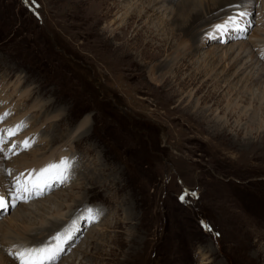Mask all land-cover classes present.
<instances>
[{
    "label": "rangeland",
    "instance_id": "1",
    "mask_svg": "<svg viewBox=\"0 0 264 264\" xmlns=\"http://www.w3.org/2000/svg\"><path fill=\"white\" fill-rule=\"evenodd\" d=\"M146 1L120 0L118 12L116 0H0V94L16 109L3 112L11 115L0 128L31 125L23 129L29 136L20 131L4 147L40 141L5 156V168L16 177V165L31 163L23 159H46L58 148L56 160L74 165L67 183L28 202L52 197L42 212L30 207L25 223L62 218L77 201V217L88 205L100 210L92 224L79 223L76 242L69 249L67 240L69 251L54 264H264V40H251L256 32L264 39V8L255 5L239 38H210L212 23L200 41L172 38L168 23L182 0L152 4L155 15L116 34L104 29ZM94 3L111 17L100 21ZM250 40L259 42V61L249 62L254 54L246 51L237 64L239 45ZM181 54L178 75L172 65ZM255 112L261 118H250ZM185 192L195 195L183 202ZM22 204L0 214L19 247L17 233L26 230L13 217L23 220ZM75 221L63 233H73Z\"/></svg>",
    "mask_w": 264,
    "mask_h": 264
},
{
    "label": "bare ground",
    "instance_id": "2",
    "mask_svg": "<svg viewBox=\"0 0 264 264\" xmlns=\"http://www.w3.org/2000/svg\"><path fill=\"white\" fill-rule=\"evenodd\" d=\"M122 1H126V0H122ZM137 1H141V0H137ZM169 1L170 0H159V1L158 0H148V1H146V3H148V5L147 6L143 5V8H142L143 10L142 11H141V9L139 8V6L137 5V2H136L135 3L136 7H134V9L126 12V14H123V15H127V17L125 19L124 18L123 19L116 18V20H111L110 21V25H108L104 29L107 30L108 32H110L111 34H116V31H118V30H122L123 31L125 29V27L128 25V21H131V20L135 21L136 20L137 23H139V22L143 23L144 19L146 17L148 18V14L150 12H153L152 15H155L158 12L157 10L154 9L155 7L152 4H157L158 5L159 3L163 4V3H168ZM173 1H175V0H171V2H173ZM116 2L117 3H115V7H114V5H113V7L118 12L122 11V9H123V6L121 5L122 2H120V0H116ZM257 4H262L263 7H264V0H182L176 6V14H174V16H173L174 18L172 19L171 23H168V25H170V26H175V28L172 27L170 29L171 30L170 35H171L172 38L181 36V38H180L181 40H183L186 37H190L191 38L190 40H198V41H200L204 37V35H205L204 32L205 31H206V34H208V35H209V33L214 31L213 27L212 28H207V30L203 31V26L211 24V23H212V25L218 24V23L221 22V21H218V20H222V17L225 14L233 12V11L234 12L246 11L248 13V15L243 18V21H242V23L240 25L242 27L243 23L249 22V21H246V19L249 18L250 12L253 10L255 5H257ZM93 5H94V7L92 6L93 9L95 8V10H96V11L94 10V12L97 13V16L100 18V21L103 22L104 20H107L109 17H111L110 12L112 10H110V12H109V10H108V12L105 11L107 9L103 8L104 6L101 7V3H99V4L94 3ZM237 5H243V7H237ZM257 15H258V13H257ZM259 15L257 17H259ZM263 16H264V14H263ZM260 23H263V22L261 21ZM245 26L246 25L244 24L243 27H245ZM262 27H263V25H262ZM248 29H249V27H248ZM149 31L151 33L155 32V30L153 28H150ZM235 32L229 33V34L224 33L223 35H224L225 38L234 37L236 35H238V36H236L237 38L241 37V35H240L241 32H238V33H235ZM156 33H155V37L157 38V34ZM241 34L244 35V32L241 33ZM259 39L260 40H264L263 38L261 39L260 37H257V32H256V36H255V34H253L252 37H251V40H259ZM161 40H163L161 46H164V47L166 46L165 50H166V48L169 49L171 47V44H169L170 42L168 43L165 38H162ZM251 40L249 41V44H247V45H243V46L239 45L238 50H239L240 54H239V57H237V59H235V62H237V64L239 63V58L243 57L244 53L246 51L252 52L254 54V55H251V57H250L251 61H249V62H252L253 60L259 61V59L256 57V54H255V52H256L255 49L257 47H259V46H256V45L259 42L258 41H253L252 42ZM255 46H256V48H255ZM185 48H186V46H185ZM229 50L230 51H234V47L232 46ZM261 54H263V53H261ZM185 58H186V56L181 54L180 55V59L177 62L175 60V62L172 65V66H174V64H175V66H174L175 73H177L178 75H179V71L178 70L180 68H182V66H183L181 64V62H183L185 60ZM198 72H199V69H198ZM260 78H261V76L259 75V79ZM255 81H256V79H255ZM228 106H229V108H231V110H235L236 109V106H234V105H232V106L228 105ZM257 115H259V114H256V112L252 113L250 118L257 117ZM259 117H260V115H259ZM258 119L259 118H257V120ZM20 122H21V120H20ZM86 126H87V122L83 121V123H81V125H80L81 129H83L82 132H84L86 130L85 129ZM13 127L14 126H12V128ZM77 130H79V129H77ZM22 138L25 139V137H22ZM20 152H22V151H20ZM53 152H55L56 154H54ZM62 153H63L62 152V148L61 149L58 148V149H56L55 151H52L49 154V155L52 154V157L49 156L46 159H44L45 157L38 158L36 155H33V157L31 159H29V158L26 159L25 158L23 160H25L27 162H31V163H29L27 165H24V167H22V168H19V166H18L19 164L16 165L17 166V171H18L17 173H19V175L23 174L24 178H26L29 175V173L31 172V169L38 170L39 168H41V166H39V165L46 164V163L49 164L51 162L50 161L51 159H53L55 157V160H56V157L59 156ZM28 160H30V161H28ZM24 162H22V164H24ZM29 165H32V166L28 167ZM5 167H6L5 166V156L3 155V158H2L1 154H0V179L4 182V186L6 188H8V187H10V183L9 182H13L16 177L8 176L3 171V169H7ZM25 167H28L26 171L23 169ZM0 186H2L1 183H0ZM73 188L74 187H72L71 189H73ZM55 197L60 198L62 196H60V194H55ZM33 198H35V197H31L29 199V201L32 200ZM51 199H52V197H50V198L47 197V199L45 201H42V200H39L40 202L39 201H36V202L33 201L32 205H30V206H28L29 205L28 203H23L20 206V211L23 213V215H21L20 217H22L23 220H19V218L17 217V214L14 215V217H13L14 219L13 220L16 221L18 225L19 224H24L23 225L24 226L23 229L26 230L25 232H21L20 231V232L17 233L18 237L16 238V240H18V242H22V247H28V246H31V245L32 246H39L41 244L49 242L50 241V238H49L50 233L58 234L60 232H63L67 228V227L64 228L63 224L70 225L71 222L75 218H77V213H75V212H76V210H78L77 212L80 211L79 207H78L80 205H77L78 202H80V201H77V203H75L74 206H73V209L75 207H78V208H76L74 210L72 209L71 213L69 211L68 214L67 215H63L62 218H59L58 217L59 215L57 214L58 216L50 218V219H46V218L43 217L44 219L43 218L41 220L37 219V220H39L38 222H36V221L34 223L30 222V224L29 223H25L26 222V218H28V217L25 218V214H28V212H31L29 210L30 207L35 206L34 208L37 209L36 212L38 210H40L42 212V210L44 211V209L47 208L48 204L46 205V203H49L51 201ZM9 207L11 208V205ZM82 207H83V204H82ZM3 211H1L0 214ZM39 217H41V216H39ZM67 217H68V219H67ZM32 221H33V219H32ZM85 221L86 220H84V222ZM77 222L78 223L76 224V227H74L73 230H72L73 233L70 234V235L73 234L72 235L73 239L69 240V243L72 242V243L69 244L70 245L69 249L71 248V245L74 244L76 242V240H77L76 236H77V234H79V231L81 229L79 227H82L79 224V219H77ZM11 238H14V237H13V234L11 233V228H10L9 224L6 225V226H3L2 228L0 227V251H3L5 253V255H2V257L6 258V259L9 258L6 261L10 262L11 264H17V261L13 260V258L11 256H9L8 251L10 250L9 248H13L14 250H12V251L15 252V251L19 250L21 247H19V244H16V245L11 244ZM53 243H55V241ZM69 249L64 248V252L62 253L61 256H63L66 251H69ZM75 249H76V252L79 251L77 248H75ZM75 249H74V251H75ZM76 257H77V255L74 253L69 258H71V261H74V260H77ZM1 262H0L1 264H5V261L3 262V260H2ZM79 264H82V263L79 262Z\"/></svg>",
    "mask_w": 264,
    "mask_h": 264
},
{
    "label": "snow or ice",
    "instance_id": "3",
    "mask_svg": "<svg viewBox=\"0 0 264 264\" xmlns=\"http://www.w3.org/2000/svg\"><path fill=\"white\" fill-rule=\"evenodd\" d=\"M29 2L35 4L36 0H24L26 4ZM237 7H243V5H237ZM247 15L248 13L246 11H239L236 15L228 16L223 22L213 25L214 31L209 33L210 38H216V33L224 34L230 31L244 32L247 34L248 27L245 26L242 28L240 26L243 18ZM262 58H264V54H262ZM9 115H11L10 112L0 114V123H3ZM26 127H28L27 121H22L13 128L0 129V154L8 157V152H12V149H15L17 146L13 144L12 147L8 149V152L5 151L4 146L11 137L17 135ZM33 143H35L34 139H26L22 142L23 149H30ZM12 154L18 153L12 152ZM73 167L74 165L71 158L64 157L59 161L50 162L39 170L33 169L26 178H24L23 174L17 176L14 183L9 182L10 187L7 193L0 192V210L7 209L9 205L15 208L19 202L28 203L31 197L44 195L46 192L50 191L55 184L67 183L71 178ZM3 171L8 176L12 175L9 169H3ZM186 195H195V193L185 192L179 199L183 201ZM8 197H11V200H9ZM81 214L86 221L91 220L95 222L99 218L100 210L87 207L83 209ZM77 219H79V217ZM204 229L206 231H212L211 227L207 224L204 225ZM71 239H73L71 235L58 233L52 238V241H55V243L50 241L39 246L21 247L15 252L9 250L8 254L13 260L17 261V264H54L64 252L63 245L67 240Z\"/></svg>",
    "mask_w": 264,
    "mask_h": 264
}]
</instances>
